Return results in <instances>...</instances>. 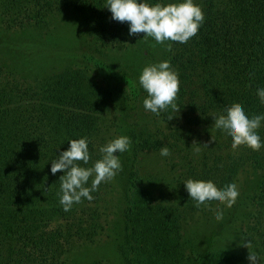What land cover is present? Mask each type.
Masks as SVG:
<instances>
[{
  "label": "trees",
  "instance_id": "1",
  "mask_svg": "<svg viewBox=\"0 0 264 264\" xmlns=\"http://www.w3.org/2000/svg\"><path fill=\"white\" fill-rule=\"evenodd\" d=\"M30 1L29 7L46 13L82 10L76 0ZM194 3L204 13L196 35L183 44L170 42L161 57L178 73V111H145L146 93L124 74L113 80L120 88L110 89L83 69L25 80L15 65L0 61V264H79L72 257L75 246L111 241L118 242L119 264H241L215 249L221 235L253 236L264 253V147L233 149L212 125L213 116L234 104L249 116L264 113L255 94L264 87V0ZM91 4L84 10L95 42L126 48L130 39L103 0ZM31 18L23 2L0 0L1 31L23 30ZM257 131L264 140V122ZM119 135L131 140L119 154L121 171L90 193L91 201L82 198L65 211L59 203L62 173L52 174L50 161L68 140L87 137L90 161L77 163L90 167L99 147ZM163 145L167 157L159 155ZM154 156L161 161L145 173L141 163ZM189 178L217 189L235 182L240 194L231 208L219 205L223 218L216 221L214 212L197 210L188 199L183 182ZM115 224L123 229L124 247ZM113 261L88 264H118Z\"/></svg>",
  "mask_w": 264,
  "mask_h": 264
},
{
  "label": "clouds",
  "instance_id": "2",
  "mask_svg": "<svg viewBox=\"0 0 264 264\" xmlns=\"http://www.w3.org/2000/svg\"><path fill=\"white\" fill-rule=\"evenodd\" d=\"M105 8L110 12L112 20L127 22L129 36L143 33L142 39L151 37L156 43L164 44L166 50H171L170 42L186 43L196 35L204 21V13L194 0H155L154 3L149 0H105ZM112 51L119 54L117 49ZM137 83L146 93L142 100L145 111L154 115H159L168 108L178 111L175 99L180 82L170 61L147 63L140 70ZM255 94L258 101L264 104V87H257ZM262 122L264 113L249 116L243 107L234 104L225 108L219 116H213L212 125L216 131L230 139L233 149L243 145L258 151L264 147V140L257 131ZM67 142L68 148L50 161V172L62 173L59 177V203L65 211L70 210L73 204L80 203L82 198L91 201L93 196L90 193L101 183L111 181L121 171L119 154L127 152L131 146L128 136L119 135L99 147V159L90 167H83L77 162L87 165L90 161L88 138L70 139ZM159 155L169 156V148L161 146ZM90 177L92 180L89 186ZM183 184L188 199L196 209L203 207L214 212L213 219L216 221L223 218V210L219 205L231 208L240 194L235 182L227 183L220 189L212 183H202L191 178L186 179ZM214 204L217 207L211 208ZM242 246L249 249L252 247L251 241ZM258 259L255 251H248L249 264H256Z\"/></svg>",
  "mask_w": 264,
  "mask_h": 264
},
{
  "label": "rangeland",
  "instance_id": "3",
  "mask_svg": "<svg viewBox=\"0 0 264 264\" xmlns=\"http://www.w3.org/2000/svg\"><path fill=\"white\" fill-rule=\"evenodd\" d=\"M16 1H21L28 7L32 16L31 24L23 30L9 33L0 30V61L6 68L15 65L14 71L19 78L46 79L70 67L85 70L91 81L102 87L109 84L111 89L117 84L113 82L117 76L124 74L126 78L137 80L142 67L150 63L149 57L157 62L161 61L164 55V45L156 43L151 37L142 39L143 33L129 36L127 22H118L119 27L130 39L126 48L117 49L119 54H114L112 49L96 43L88 15L84 10L90 8L91 0H76L82 10L69 7L54 13L39 10L36 5L29 7L31 4L29 0ZM103 4L105 6V0ZM37 12L39 14L36 16ZM118 87L120 88L117 84V89ZM159 161L161 158L154 156L143 161L141 169L145 173H151ZM114 226L121 234L120 247H124L123 229L118 224ZM198 231L192 230L195 234ZM205 234L206 232L203 235ZM217 238L215 249L230 252L241 264H249L248 251L249 253L255 251L258 254L256 264H264V253L253 236L239 238L221 235ZM249 241L252 247L247 249L242 246ZM203 242L202 239L201 244ZM117 244L118 242L111 241L104 245L75 246L72 257L79 264H88L103 258L113 259L119 264L122 257Z\"/></svg>",
  "mask_w": 264,
  "mask_h": 264
}]
</instances>
